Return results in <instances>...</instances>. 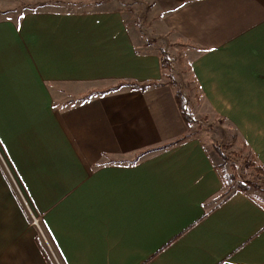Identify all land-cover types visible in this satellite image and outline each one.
<instances>
[{
    "label": "crops",
    "instance_id": "1",
    "mask_svg": "<svg viewBox=\"0 0 264 264\" xmlns=\"http://www.w3.org/2000/svg\"><path fill=\"white\" fill-rule=\"evenodd\" d=\"M65 1L0 19V153L45 234L0 163V264H264V206L188 134L158 44L115 0ZM148 2L264 169V0Z\"/></svg>",
    "mask_w": 264,
    "mask_h": 264
},
{
    "label": "rangeland",
    "instance_id": "2",
    "mask_svg": "<svg viewBox=\"0 0 264 264\" xmlns=\"http://www.w3.org/2000/svg\"><path fill=\"white\" fill-rule=\"evenodd\" d=\"M59 1L61 3L56 5ZM65 2V0H15V2H7L1 5L3 8H0V19H16L26 12L40 11L44 7L51 6L68 10L71 6ZM114 3L117 8L120 7L125 12L129 20L140 25L144 36L149 39L148 41L154 39L153 41L158 44L159 50L161 49L167 54L170 65L169 70L165 72V82H171L174 91L181 92L184 96L185 110L192 117L194 123L189 126L188 134L190 136L199 134L203 140H207L217 154L219 171L222 176L225 178L233 177L230 183H226L227 191L237 190V185L245 182L257 183V188H249L247 193L264 206V184L255 181L256 177L260 178V176L254 170L244 167V162L249 161L251 153L221 118L204 109L201 96L190 74L188 59L190 57H188L187 48L179 45L175 42L174 37L163 32L148 0H115ZM0 163L3 166L1 167L4 168L7 183L10 184L23 209L29 213L30 223V218L37 216L27 202L23 186L15 173L9 169L1 153ZM260 181L264 182V178H261ZM30 227L38 231V228L32 226L31 223ZM40 228L43 232L41 226Z\"/></svg>",
    "mask_w": 264,
    "mask_h": 264
},
{
    "label": "trees",
    "instance_id": "3",
    "mask_svg": "<svg viewBox=\"0 0 264 264\" xmlns=\"http://www.w3.org/2000/svg\"><path fill=\"white\" fill-rule=\"evenodd\" d=\"M159 56H160L161 69L163 71V77H165V72L169 70V65H170L169 58H168L167 54H165V52L162 51L161 49L159 50ZM167 84L172 87L171 82H168ZM123 85H126V84H120V85H118V86H116L114 88H107V89L101 90V91H92V92L88 93L87 95H85L84 97H82L79 101L84 102V101L90 100L92 97H95V96H103V95H105V94H107L109 92L116 91V90L120 89ZM157 86H159V85L155 84V83H150L148 85H142V86H138L136 84H132L131 87L133 89H136V90L145 91V90L149 89L150 87H157ZM174 98H175V103L177 105V108H178L179 114L181 116V119H182L183 123L185 124V126L187 128H189V126L191 124H194V123L192 122V117L185 110L184 96L182 95L181 92L177 91V92H175ZM188 137H189V135H185L182 138L172 142L171 144L166 145L164 147H161L159 149H165L167 147L174 146V145L184 141ZM244 146H245V144H244ZM244 167L254 170L260 176V178L256 177L255 181L256 182L259 181L260 184H264V182L260 181L261 178H264V169L262 168L261 165H259L257 163L255 157L252 154H251V157H250L249 161L244 162ZM219 170H220V168H219ZM221 178L223 180V184L225 185V187L227 185L226 183L227 182L230 183V181H232V179H233L232 176H229L228 178H225V177L222 176V174H221ZM256 184L257 183H254V182H245L244 184H238L237 185V191H240L242 193H245L246 195H249L247 193L248 189L249 188H257Z\"/></svg>",
    "mask_w": 264,
    "mask_h": 264
},
{
    "label": "built area",
    "instance_id": "4",
    "mask_svg": "<svg viewBox=\"0 0 264 264\" xmlns=\"http://www.w3.org/2000/svg\"><path fill=\"white\" fill-rule=\"evenodd\" d=\"M30 223H31L32 226L38 228L39 232H41L40 226H39L40 225V219L39 218L32 216L30 218Z\"/></svg>",
    "mask_w": 264,
    "mask_h": 264
},
{
    "label": "snow or ice",
    "instance_id": "5",
    "mask_svg": "<svg viewBox=\"0 0 264 264\" xmlns=\"http://www.w3.org/2000/svg\"><path fill=\"white\" fill-rule=\"evenodd\" d=\"M181 7H183V5H181Z\"/></svg>",
    "mask_w": 264,
    "mask_h": 264
}]
</instances>
